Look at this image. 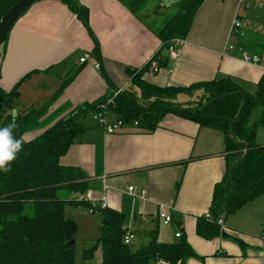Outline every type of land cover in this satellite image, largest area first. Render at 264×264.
I'll return each instance as SVG.
<instances>
[{
	"label": "crops",
	"instance_id": "0c3cea01",
	"mask_svg": "<svg viewBox=\"0 0 264 264\" xmlns=\"http://www.w3.org/2000/svg\"><path fill=\"white\" fill-rule=\"evenodd\" d=\"M77 1L88 11V26L61 1L38 0L10 31L0 87L9 91L19 83L16 113L40 108L73 71L77 73L48 114L62 110L63 116L110 94L112 89L103 73L117 90L131 88L138 92L127 70L140 71L149 64L150 69L156 62L152 58L161 42L140 14H132L118 0ZM177 1L164 0L162 6ZM236 18L241 21L238 34L232 33ZM261 42L264 0H204L182 41L180 57L169 58L156 73L145 71L142 79L162 88H179L231 77L254 93L264 75V50L258 47ZM96 44L99 55L92 54ZM243 53L259 56L260 63L246 62ZM163 54L169 57L167 50ZM84 55L88 58L80 63ZM109 116L111 121L116 119ZM86 117L80 120L83 131L60 163L80 168L88 177V193L97 199L106 196L108 207L124 214L125 226L136 233L135 245L146 242L158 223V239L167 243L178 242L175 234L181 227L183 238L197 255L185 264H264V197L248 202L226 218L220 236L206 240L196 232L198 219L209 213L214 188L226 170L222 132L167 114L153 133L126 126L118 133L107 134L92 115ZM41 133L36 130L23 138L31 140ZM256 143L264 146V126L258 128ZM129 185L145 188L147 199L134 200L122 192ZM160 211L169 212L173 223L161 225L157 219ZM89 214L86 207L65 206V216L75 220L78 227L75 264H102L100 248L88 261L83 258V248L77 252L78 222L81 220V227L93 223ZM100 221L101 216V226ZM92 234L95 241L98 235Z\"/></svg>",
	"mask_w": 264,
	"mask_h": 264
},
{
	"label": "trees",
	"instance_id": "16d2710c",
	"mask_svg": "<svg viewBox=\"0 0 264 264\" xmlns=\"http://www.w3.org/2000/svg\"><path fill=\"white\" fill-rule=\"evenodd\" d=\"M17 1L0 0V19ZM58 1L79 14L88 26V11L77 0ZM118 1L136 16L147 2ZM203 2L178 0L174 3L177 12L162 26H147L161 42L160 49L152 58L158 68L165 67L169 60L163 52L168 51L175 41L186 39ZM258 47L263 51L264 42ZM92 54L99 55L97 44ZM149 65L140 71L127 70L132 87L138 92L131 88L117 90L103 73L111 93L63 116L62 110L51 115L48 113L77 71H73L62 88L44 105L17 113L16 117L13 112L17 110L20 99L19 83L9 91L0 87V128L15 119L14 135L17 139L22 138V150L12 161L11 171H0V264L76 263L78 227L75 220L65 216V206H89L75 200L76 196L88 192V177L80 168L63 166L60 159L83 131L80 120L94 113L106 111L125 126L148 134L158 128L167 114L222 132L226 170L213 191L209 210L211 218H199L196 228L198 236L206 240L222 234L219 219L224 221L248 202L264 197V146L256 143L258 128L264 126V75L256 84L254 93L248 92L231 77H220L189 87L162 88L142 79L143 73L150 70ZM180 96L189 99L182 101ZM109 100L112 101L109 103ZM42 129L45 130L31 140L23 138L26 133ZM98 214L102 217L99 236L90 249L83 250L85 261L91 260L98 248L102 250V264H185L187 259L197 257L183 236L175 243L160 241L158 223L148 233L150 238L146 242L126 245L124 214L109 207Z\"/></svg>",
	"mask_w": 264,
	"mask_h": 264
},
{
	"label": "built area",
	"instance_id": "2783aa9c",
	"mask_svg": "<svg viewBox=\"0 0 264 264\" xmlns=\"http://www.w3.org/2000/svg\"><path fill=\"white\" fill-rule=\"evenodd\" d=\"M240 28H241V21L238 18H236V20L234 21L233 26H232V33L238 34ZM181 44H182V41H175V43L172 44L168 48L169 58L171 60H177L180 57V55H181ZM239 49H240V51H243L242 48H239ZM87 58H88V56L84 55L82 58H80V63H84ZM243 58L246 62H250L253 64H259L260 63V57L259 56H249L248 54L243 53ZM99 67H100L99 64L96 63V68H99ZM158 70H159V68L157 67L156 63L152 62L151 66H150V71L152 73H156ZM111 101L112 100H109V103ZM101 108H104V106H101ZM109 115L110 114L105 111L103 113L92 114V118L97 123L98 126L102 127L106 131L107 134L118 133L126 127L125 124L117 118L114 119L113 121H111ZM136 125H137V123H134V126H136ZM108 188L109 187L105 185L104 189L107 190ZM122 192L129 195L134 200H146L147 196H148V192L145 188L137 187V186H133V185L127 186L125 188V190H123ZM75 200L78 203H84V202L88 203L89 206L87 207V211L90 214H97V213H99L100 210H103V209L108 207L106 196H103V197L97 199V198H94L93 196H91L88 192L85 195L76 196ZM205 217L207 219H210L211 214L208 213V214H206ZM157 219H158L159 223L163 226H168L171 223H173L172 215L166 211H160L158 213ZM218 224L223 226L224 223L221 219H219ZM123 229L126 232V234L124 236V243L126 245H130L131 243H133L136 240L137 236L127 226H124ZM181 231L182 230L180 227L179 231L175 234L176 238L182 237Z\"/></svg>",
	"mask_w": 264,
	"mask_h": 264
},
{
	"label": "rangeland",
	"instance_id": "374dc122",
	"mask_svg": "<svg viewBox=\"0 0 264 264\" xmlns=\"http://www.w3.org/2000/svg\"><path fill=\"white\" fill-rule=\"evenodd\" d=\"M163 1L164 0H147V2L144 4L139 14L142 16L141 20L144 22L145 25L153 26V28L160 27L163 25V23L166 21L167 18H169L170 16H172L173 14L177 12L176 4H172L169 7H166V6H162ZM182 98L187 99V97H180L179 100H182ZM58 118H60V116ZM86 118L87 120H89L88 119L89 117H86ZM44 130L45 129H42L41 131L43 132ZM232 215H229L228 217L230 218L232 217ZM89 216L91 219H93V223H88L89 226L86 223L85 225H83V227H81L80 225L81 220L80 222H78L80 226V231L78 232V237H77V243H78L77 252L78 253H81L82 248L85 250V249H90L93 246L95 241L92 240L94 237L92 233H94V235L97 233L96 235L99 236L100 224L98 225V220L100 219V216L98 213L94 215L89 214ZM85 239H88V240H85Z\"/></svg>",
	"mask_w": 264,
	"mask_h": 264
},
{
	"label": "clouds",
	"instance_id": "9594fccd",
	"mask_svg": "<svg viewBox=\"0 0 264 264\" xmlns=\"http://www.w3.org/2000/svg\"><path fill=\"white\" fill-rule=\"evenodd\" d=\"M15 128V119L10 124L0 128V171H11L12 161L16 159L17 153L22 150V138L17 139L15 137Z\"/></svg>",
	"mask_w": 264,
	"mask_h": 264
},
{
	"label": "water",
	"instance_id": "95a60500",
	"mask_svg": "<svg viewBox=\"0 0 264 264\" xmlns=\"http://www.w3.org/2000/svg\"><path fill=\"white\" fill-rule=\"evenodd\" d=\"M38 0H18L0 19V70L4 58V47L10 31L25 12ZM13 112V116L16 117Z\"/></svg>",
	"mask_w": 264,
	"mask_h": 264
}]
</instances>
